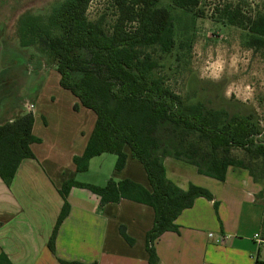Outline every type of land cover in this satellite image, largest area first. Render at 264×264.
<instances>
[{"label":"trees","instance_id":"16d2710c","mask_svg":"<svg viewBox=\"0 0 264 264\" xmlns=\"http://www.w3.org/2000/svg\"><path fill=\"white\" fill-rule=\"evenodd\" d=\"M92 1L60 0L47 14L25 11L15 23L16 39L20 47L33 49L37 71L55 70L60 86L96 114L84 153L73 158L76 172H87L90 161L103 154L116 156L120 172L129 151L143 165L150 189L129 179H109L105 186L65 181L59 190L64 205L48 246L55 252L58 230L70 212V190L82 188L97 195L102 206L121 200L150 206L155 219L146 237L148 263L159 264L156 241L178 232L176 220L197 198L213 200L204 188L183 190L168 179L166 158L192 164L219 181H225L230 167L244 169L262 186L257 200L264 204V128L258 115L192 102L170 83L171 75L187 67L195 43L184 20L194 23L210 8L209 17L244 31L245 46L260 50L264 10L251 9L244 0H113L115 20L107 28L103 17L89 19ZM34 122V115L25 113L0 123V178L7 186L24 160L35 159L31 146L41 139L33 133ZM234 150L244 157L234 156ZM120 234L134 244L123 226ZM0 264H12L5 253Z\"/></svg>","mask_w":264,"mask_h":264},{"label":"crops","instance_id":"0c3cea01","mask_svg":"<svg viewBox=\"0 0 264 264\" xmlns=\"http://www.w3.org/2000/svg\"><path fill=\"white\" fill-rule=\"evenodd\" d=\"M42 71L45 79L41 92L29 103L34 105L33 111L25 106L16 116L0 113V123L32 113L33 133L41 139L31 146L35 159L21 163L10 186L0 178V254L5 253L12 264H60V260L149 264L146 237L154 224V210L130 200L102 206L97 195L82 188L70 190V212L58 230L55 252L50 250L48 243L64 205L59 190L65 181L105 186L109 179H129L147 189L150 184L143 165L129 151L124 169L108 175L104 183L91 182L85 176L97 157L90 161L87 172H76L73 158L84 153L96 114L60 86L56 71ZM164 166L168 179L178 187L204 188L213 200L197 198L176 220L178 232H166L156 241L159 264L262 262L264 244L258 246L253 240L258 233L264 240V204L257 200L262 186L248 171L230 167L225 181H219L200 174L192 164L170 157ZM122 226L134 240L133 245L121 236Z\"/></svg>","mask_w":264,"mask_h":264},{"label":"rangeland","instance_id":"374dc122","mask_svg":"<svg viewBox=\"0 0 264 264\" xmlns=\"http://www.w3.org/2000/svg\"><path fill=\"white\" fill-rule=\"evenodd\" d=\"M57 1L0 0V113L5 117L16 116L34 102L45 79V73L36 70V60L31 59L33 49L19 47L15 23L25 11L47 14ZM244 1L251 9L264 10V0ZM206 11L207 16L194 23L184 20L195 34V43L187 67L171 75V86L192 102L202 101L230 114L255 112L264 128V49H248L244 31L217 23L209 17L210 8ZM88 17H103L106 27L112 26L113 0H93ZM51 71L48 69V74ZM233 155L244 157L240 150H234ZM116 159L113 154L97 157L85 176L91 182L104 183L108 175H114Z\"/></svg>","mask_w":264,"mask_h":264},{"label":"built area","instance_id":"2783aa9c","mask_svg":"<svg viewBox=\"0 0 264 264\" xmlns=\"http://www.w3.org/2000/svg\"><path fill=\"white\" fill-rule=\"evenodd\" d=\"M33 109H34V105H32V104H28V105H27V110H28L29 112H32ZM253 240L255 241V243H256L258 246H261V245L264 244V240H263V238L261 237V235H260L259 233L254 235ZM259 264H264V259H263L262 262L259 263Z\"/></svg>","mask_w":264,"mask_h":264},{"label":"water","instance_id":"95a60500","mask_svg":"<svg viewBox=\"0 0 264 264\" xmlns=\"http://www.w3.org/2000/svg\"><path fill=\"white\" fill-rule=\"evenodd\" d=\"M263 139H264V137H263Z\"/></svg>","mask_w":264,"mask_h":264}]
</instances>
